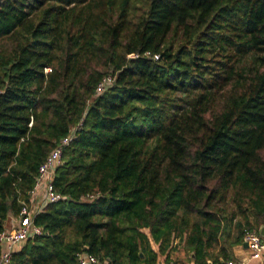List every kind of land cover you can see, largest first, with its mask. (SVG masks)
Instances as JSON below:
<instances>
[{"label": "trees", "instance_id": "obj_1", "mask_svg": "<svg viewBox=\"0 0 264 264\" xmlns=\"http://www.w3.org/2000/svg\"><path fill=\"white\" fill-rule=\"evenodd\" d=\"M69 135L10 264L231 259L264 225V0H0V230Z\"/></svg>", "mask_w": 264, "mask_h": 264}, {"label": "built area", "instance_id": "obj_2", "mask_svg": "<svg viewBox=\"0 0 264 264\" xmlns=\"http://www.w3.org/2000/svg\"><path fill=\"white\" fill-rule=\"evenodd\" d=\"M137 56V55H134ZM158 58V55H155ZM51 71L50 67L45 68V72ZM113 82V77H106L97 86V92L100 93L105 90L106 86ZM32 124V123H31ZM72 138V135L65 137L61 145L55 147L47 156L46 160L41 164L39 168V178L34 191L38 188L41 182L45 181V199L47 202H58L63 196L59 193L53 184L55 168L62 162L63 146L68 144ZM90 197H93L90 195ZM38 213V212H37ZM22 218V224L15 230L2 229L0 230V243L4 245L3 250L0 252V264H10L12 254L16 247L30 236L36 234L41 235L44 233L43 228L36 224L35 214L30 208V204L23 203L22 210L20 212ZM244 241L247 243V249L249 251V258L243 260H228L223 264H246L251 259H260L264 256V235H262L257 229L247 230L244 234ZM80 264H110L108 260L102 259L95 254L87 252L77 253ZM134 264V263H129ZM167 264H175L171 259ZM195 264H204L196 262Z\"/></svg>", "mask_w": 264, "mask_h": 264}, {"label": "crops", "instance_id": "obj_3", "mask_svg": "<svg viewBox=\"0 0 264 264\" xmlns=\"http://www.w3.org/2000/svg\"><path fill=\"white\" fill-rule=\"evenodd\" d=\"M47 200L45 199V181L41 182L38 188L34 191L31 198L30 208L34 214L42 210V208L46 205ZM22 224V218L20 215L16 216L11 214L9 219L6 222V229L15 230L19 228ZM179 242V240H178ZM245 241L240 244L234 245L229 249L230 254L232 255L231 259L228 260H243L245 258H249V251L247 246L245 245ZM156 248V246H154ZM191 253L185 250V248L180 252L179 248H176L172 251L170 259L168 261L165 260V257H161L159 264H167L171 259L175 264H195L196 262L193 260L194 255L190 256ZM222 256L219 257L218 261H214L209 259L206 264L212 262L213 264H222L226 262ZM246 264H264V256L260 259H251Z\"/></svg>", "mask_w": 264, "mask_h": 264}, {"label": "rangeland", "instance_id": "obj_4", "mask_svg": "<svg viewBox=\"0 0 264 264\" xmlns=\"http://www.w3.org/2000/svg\"><path fill=\"white\" fill-rule=\"evenodd\" d=\"M177 246V249L179 248V251L181 252L183 249H184V246L180 243L178 244V239H176L175 243H174V248H176Z\"/></svg>", "mask_w": 264, "mask_h": 264}, {"label": "water", "instance_id": "obj_5", "mask_svg": "<svg viewBox=\"0 0 264 264\" xmlns=\"http://www.w3.org/2000/svg\"><path fill=\"white\" fill-rule=\"evenodd\" d=\"M259 232L264 235V225H262L260 228H259ZM245 245L247 246V243H245ZM85 249H87V247H85ZM209 264H213L212 262H209Z\"/></svg>", "mask_w": 264, "mask_h": 264}]
</instances>
